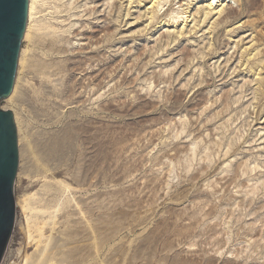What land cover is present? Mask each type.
<instances>
[{"label":"rangeland","instance_id":"1","mask_svg":"<svg viewBox=\"0 0 264 264\" xmlns=\"http://www.w3.org/2000/svg\"><path fill=\"white\" fill-rule=\"evenodd\" d=\"M161 1L37 0L0 264H264V0Z\"/></svg>","mask_w":264,"mask_h":264},{"label":"water","instance_id":"2","mask_svg":"<svg viewBox=\"0 0 264 264\" xmlns=\"http://www.w3.org/2000/svg\"><path fill=\"white\" fill-rule=\"evenodd\" d=\"M28 0H0V98L10 93L27 19ZM17 135L10 110L0 109V260L13 225Z\"/></svg>","mask_w":264,"mask_h":264},{"label":"bare ground","instance_id":"3","mask_svg":"<svg viewBox=\"0 0 264 264\" xmlns=\"http://www.w3.org/2000/svg\"><path fill=\"white\" fill-rule=\"evenodd\" d=\"M40 1H42V0H40ZM201 1H205L206 2V8L208 9V12L207 11H205V9H204V16L205 15H207V14H210L211 15V12L212 11H215V13L216 14H218L219 16L222 14V13H224V17L225 18H227L228 16H230V14L232 13V10H233V7L229 4V3H226L225 2V0H201ZM38 2H39V0H38ZM162 1L161 0H151V3L148 5V8L150 9V10H152V12H155L154 11V8H155V10H156V7L157 6H159L160 4L159 3H161ZM167 2V1H166ZM36 3H37V0H28V9H27V21H28V23H27V25L25 26L26 28H25V32L23 33V36H24V39H28V41H29V43L31 42L30 40H32V38H31V30L33 29V26L35 27V24H34V20H33V18H34V16L36 15V13H38L39 12V10L37 11V9L36 8H38L37 6H36ZM128 3H130V2H128ZM127 3V4H128ZM102 6V5H101ZM109 6V5H108ZM218 6H220V7H218ZM107 7V6H106ZM105 7V8H106ZM110 7V6H109ZM160 7H161V5H160ZM196 7V6H195ZM108 8V7H107ZM112 8V7H111ZM116 8V7H115ZM197 8V7H196ZM198 8H200V7H198ZM39 9V8H38ZM44 9V8H43ZM146 10V9H145ZM144 10V11H145ZM148 10V9H147ZM149 10V12H151ZM194 10V9H193ZM192 10V11H193ZM199 10V9H198ZM203 10V9H202ZM45 11V10H44ZM107 11V10H106ZM105 11V12H106ZM41 13H42V10L40 11ZM39 12V13H40ZM181 12V11H180ZM192 13V12H191ZM203 13V12H202ZM214 13V14H215ZM145 14H147V13H145ZM144 14V15H145ZM154 14H156V13H154ZM153 14V15H154ZM157 14H158V12H157ZM177 14H179V13H177ZM194 14V13H193ZM195 14H196V12H195ZM213 14V13H212ZM143 15V16H144ZM150 15V14H149ZM218 15H216V17L218 16ZM223 15V14H222ZM102 16H104V14L102 15ZM101 16V17H102ZM108 16V15H107ZM125 16H126V14H125ZM152 16V15H151ZM150 16V17H151ZM155 16V15H154ZM158 16V15H157ZM185 16H187V15H185ZM200 16V15H199ZM138 17V16H137ZM153 17V16H152ZM190 17V16H189ZM206 17V16H205ZM185 18V17H184ZM200 18H202V16L200 17ZM204 18V17H203ZM202 18V19H203ZM210 18V17H209ZM152 19V18H151ZM150 19V20H151ZM197 19H198V17H197ZM201 19V20H202ZM206 19V18H205ZM205 19H204V21H205ZM217 19H218V17H217ZM217 19H216V21H217ZM105 20V19H104ZM177 20H179V19H177ZM181 20V19H180ZM189 20V19H188ZM214 20H215V18H214ZM213 20V22L215 23V21ZM39 21V23H40V20H38ZM185 21V20H184ZM195 20H193V22H194ZM198 21V20H197ZM229 21V20H228ZM37 22V21H36ZM43 22V21H42ZM41 22V23H42ZM45 22V21H44ZM106 22V21H105ZM199 22V21H198ZM207 22V21H206ZM104 23V22H103ZM183 23H185V22H183ZM212 23V22H211ZM210 23V24H211ZM213 23V24H214ZM38 24V23H37ZM45 24V23H44ZM43 24V25H44ZM46 24H48V23H46ZM45 24V25H46ZM198 24H200V23H198ZM217 24V23H216ZM39 25V24H38ZM37 25V26H38ZM42 25V24H41ZM194 25H195V23H194ZM193 25V26H194ZM37 26H36V28H37ZM51 26V25H50ZM193 26H192V28H193ZM53 27V26H52ZM184 27V26H183ZM189 27V26H188ZM191 27V26H190ZM40 26H39V30H40ZM44 28V27H43ZM42 28V29H43ZM45 28H48V27H45ZM54 28V27H53ZM181 28H182V26H181ZM37 29V30H38ZM42 29H41V31H42ZM49 29V28H48ZM191 29V28H190ZM44 30H46V29H44ZM184 30V29H183ZM50 31H52V29L50 30ZM49 31V32H50ZM54 31H55V29H54ZM163 31H165V30H163ZM179 31H181V30H179ZM183 32V31H182ZM182 32H180V33H182ZM46 33H48V32H46ZM40 34H43V33H40ZM45 34V33H44ZM48 34H50V33H48ZM47 34V35H48ZM78 34V33H77ZM46 35V34H45ZM44 35V36H45ZM58 36H59V34H57ZM162 35V34H161ZM160 35V36H161ZM34 36V35H33ZM37 36H39V35H37ZM54 36V35H53ZM56 36V35H55ZM81 36V35H80ZM159 36V37H160ZM164 36H165V34H164ZM163 36V37H164ZM35 37V36H34ZM34 37H33V39H34ZM52 37V36H51ZM31 38V39H30ZM43 38V37H42ZM59 38V37H58ZM82 38V37H81ZM30 39V40H29ZM54 40V39H53ZM56 40V39H55ZM60 41H61V39H60ZM85 48H87V47H85ZM26 50V49H25ZM26 52V51H25ZM24 52V53H25ZM81 53V52H80ZM25 55V54H24ZM23 55V56H24ZM79 55V54H78ZM23 56L21 57V58H23ZM81 56V55H80ZM19 59V62L20 61H22V59ZM25 60V59H24ZM23 60V61H24ZM80 60V59H79ZM78 61V60H77ZM23 63H25V61L23 62ZM21 66V65H20ZM20 70V69H19ZM18 70V71H19ZM159 75V74H158ZM79 76V75H78ZM78 78V77H77ZM59 80V77L57 78L56 77V79H54L55 81H58ZM14 85V84H13ZM18 86H19V84H17ZM16 84L13 86V88H12V91H11V95L8 97V99L9 100H12L15 96H16V94H17V92L18 91H20V90H18L17 89V86ZM55 86V85H54ZM20 89V88H19ZM16 98V97H15ZM18 98V97H17ZM9 100H8V102H9ZM10 103V102H9ZM21 139V138H20ZM92 231V230H91ZM49 242H51L50 240H49ZM48 243V242H47ZM46 243V244H47ZM50 245V244H49ZM52 245V244H51ZM54 245V244H53ZM59 246H61L60 244H58ZM46 248H47V245L45 246ZM45 247L43 248V250H42V252L40 251V253H42L43 255L40 257V259L37 261V260H35V262H29L28 261V258L26 259L25 258V261H24V263L23 264H50V263H48V260H47V258H48V256H49V254H48V252L45 250ZM62 247V246H61ZM52 249V248H51ZM51 249H49V250H51ZM48 250V249H47ZM48 250V251H49ZM45 251L47 252V254L48 255H46V253H45ZM51 253V252H50ZM39 255H41V254H39ZM30 260H32V259H30ZM33 261V260H32ZM37 261V262H36ZM61 261V260H60Z\"/></svg>","mask_w":264,"mask_h":264}]
</instances>
